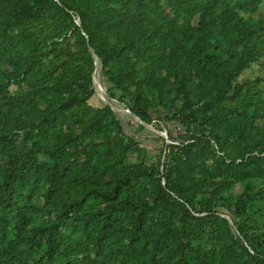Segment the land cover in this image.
Listing matches in <instances>:
<instances>
[{
	"label": "trees",
	"instance_id": "1",
	"mask_svg": "<svg viewBox=\"0 0 264 264\" xmlns=\"http://www.w3.org/2000/svg\"><path fill=\"white\" fill-rule=\"evenodd\" d=\"M262 2L0 0V264H264V182L216 211L225 173L264 178V79L237 80L264 56L239 12ZM92 52L111 99L186 125L165 161L89 103Z\"/></svg>",
	"mask_w": 264,
	"mask_h": 264
},
{
	"label": "rangeland",
	"instance_id": "2",
	"mask_svg": "<svg viewBox=\"0 0 264 264\" xmlns=\"http://www.w3.org/2000/svg\"><path fill=\"white\" fill-rule=\"evenodd\" d=\"M239 14L248 22L264 19V2H262L259 8L254 12L247 13L240 11ZM76 21L78 22V20ZM196 21L197 19H194V23ZM52 59L54 61V58H45L43 68H45V64ZM6 68L8 69L7 66ZM57 74H59V76L62 75V73L55 72V75ZM256 77L264 79V56L261 57L258 62L252 63L248 68L244 69L237 80L239 82H242L245 79H254ZM50 83H52V81ZM97 84L99 86V92L96 91V86L93 81L94 95L93 99L89 100V103L102 106V97L107 96L108 98H106L109 101L110 105L116 108L115 112L117 114V117L121 121L124 133L127 136L132 137L136 141H138L140 146L147 148L152 156L161 153V159L165 161V145L170 143H181L183 139H185L183 137L189 134V131L187 130L185 124L182 125L175 120H167V118L169 117V113H167V109L163 106L158 105L150 108L149 122H140L139 119L135 117L131 119L132 115H130V113L127 111L125 103L120 102L116 98H113L114 100H111V98L107 95V88L111 84L105 82V79L102 77L101 72ZM260 86L264 89V81L260 84ZM14 90H16V85L12 84L9 87V91ZM113 91L115 94H118V90L113 89ZM65 95L66 93L64 94V96ZM118 104H122L126 108L125 109L122 107L128 112L127 115L119 114L118 107L121 106ZM177 104H179V102H177ZM180 134H182V136H180ZM134 156L135 155L133 154L128 155V160L134 162ZM40 158L45 157L41 155ZM224 180H229L230 183L228 184V186L226 185L227 188L225 190L221 191L220 195L221 198L223 197V199H218V203H221V205L216 206V211L219 212V214L226 216L228 219H230L231 216L228 206L231 205V201L234 199V197L239 194L244 188H246V183L251 182L254 186H257L264 182V178L236 179L234 171L225 173ZM209 196L210 195L207 193L206 197ZM249 213L252 214V217L254 219V223L250 226L251 231H253L259 237V239L264 241V198L252 201L249 208ZM230 224H232L231 220ZM235 227L236 225L234 226V228ZM203 245L204 247L208 248L209 242L204 240ZM29 264H33L32 260L29 261Z\"/></svg>",
	"mask_w": 264,
	"mask_h": 264
},
{
	"label": "bare ground",
	"instance_id": "3",
	"mask_svg": "<svg viewBox=\"0 0 264 264\" xmlns=\"http://www.w3.org/2000/svg\"><path fill=\"white\" fill-rule=\"evenodd\" d=\"M97 62H98V65H97ZM95 71L96 72H94L95 73V77H94V74H93V78H95V82H94V84H95V86H96V91L97 92H99V86H98V84H97V82H98V80H99V76H100V62H99V59H96V69H95ZM103 96V95H102ZM107 97V96H106ZM105 96H103L102 97V101L103 102H107L108 100H107V98H106ZM111 100H114V99H111ZM108 103H109V101H108ZM118 105H120L121 107H118V112H119V114H126L127 115V112H126V110L125 109H123L122 108V104H118ZM113 108H114V110L116 109L114 106H113ZM116 111V110H115ZM134 117V116H133ZM135 118H137V117H135ZM138 119V118H137ZM140 121V120H139ZM141 122V121H140Z\"/></svg>",
	"mask_w": 264,
	"mask_h": 264
},
{
	"label": "water",
	"instance_id": "4",
	"mask_svg": "<svg viewBox=\"0 0 264 264\" xmlns=\"http://www.w3.org/2000/svg\"><path fill=\"white\" fill-rule=\"evenodd\" d=\"M77 22V21H76ZM77 24H78V22H77ZM92 55H93V57H94V63H95V65H96V59H98V57L92 52ZM95 72V71H94ZM94 74V73H93ZM92 77H93V75H92ZM103 104H108V105H110V103H108V102H103ZM110 107L112 108V110H114L113 109V106L112 105H110ZM115 111V110H114ZM127 111L130 113V115H132V116H134V117H137V116H135L134 114H132L128 109H127ZM138 118V117H137ZM139 119V118H138ZM140 120V119H139ZM141 121V120H140Z\"/></svg>",
	"mask_w": 264,
	"mask_h": 264
}]
</instances>
